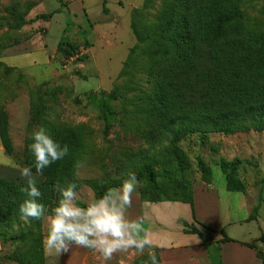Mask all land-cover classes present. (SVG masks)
<instances>
[{"label":"rangeland","instance_id":"obj_1","mask_svg":"<svg viewBox=\"0 0 264 264\" xmlns=\"http://www.w3.org/2000/svg\"><path fill=\"white\" fill-rule=\"evenodd\" d=\"M81 1L84 14L78 16L68 6L74 0H0V111L7 116L12 142V155L0 151V165L24 168V146L37 127L80 126L86 133V148L75 176L84 201L94 198L90 181L119 186L126 174L143 163L157 174L155 182L163 189L160 197L172 196L178 182L189 189L202 181L199 159L210 163L217 174L220 159L238 158L236 177L243 183L253 181L257 188L263 185L264 130L192 133L173 142L169 134L150 135L138 124L140 112L134 100L138 90L150 83L137 66L143 46H137L130 23L132 18L152 20L161 0H108L107 13L102 11V0ZM49 12H53L51 17H39ZM237 16L264 30V0H239ZM62 35L74 42L88 40L84 59L67 61L56 54L54 45ZM103 101L112 112L106 114L108 118ZM137 179L143 185L139 190L146 188L145 176ZM246 200L249 215L254 203ZM261 218L264 222V215ZM20 225L25 229L27 224L21 221ZM248 226L252 231V223ZM45 233L46 220L42 219V240ZM20 245L18 240L3 242L0 264H20L13 259ZM150 252L130 249L114 254L107 264H134L138 256ZM43 264L104 261L90 250L73 246L67 254L44 251Z\"/></svg>","mask_w":264,"mask_h":264},{"label":"trees","instance_id":"obj_2","mask_svg":"<svg viewBox=\"0 0 264 264\" xmlns=\"http://www.w3.org/2000/svg\"><path fill=\"white\" fill-rule=\"evenodd\" d=\"M107 2L102 0L104 13L109 10ZM238 3L239 0H161L160 9L152 20L132 18L130 26L137 46H143L136 58L137 66L147 74V82L150 83L148 88H139L134 100L140 112L138 124L147 134L167 133L173 142H177L192 133L205 136L211 132L232 134L249 129L264 130V30L254 24H245L237 16ZM52 14L42 13L39 17L46 19ZM86 46V38L74 42L62 35L55 52L61 59L67 60ZM134 51L135 48H132L131 52ZM84 58L85 52L77 56L78 60ZM101 106L108 118L106 114L111 115L112 112L105 101ZM47 127L50 135L69 149L64 159L44 169L43 174L35 175L42 193L40 202L50 212L59 196L55 190L58 182H75L78 187L75 170L85 152L86 133L80 126ZM0 141L4 153L12 155L7 116L2 111ZM28 143L30 141L24 146L23 166L32 167L35 174L34 161L27 150ZM238 163V158L230 161L220 159L217 163L225 174L229 190L245 189V183L235 175ZM198 167L203 180L208 181L209 164L199 159ZM20 170L0 165V241L21 242L13 255V259L20 264H43L42 219L28 221L25 229L20 225L18 206L25 198L20 191L25 186ZM131 172L146 178V188H138L142 199L182 200L192 204L191 188L188 189L184 182L172 187V196L160 197L163 189L155 182L157 174L151 170L150 164L143 163ZM90 185L94 189V197L109 188L94 181H90ZM255 212L253 209L251 217ZM197 223L200 228L185 223V230L199 234L212 263L220 264L219 244L233 239L220 230L222 238L212 240L210 247L203 230H214ZM242 243L256 249L261 264H264V250L257 245H264V235ZM150 249L160 260L159 248ZM148 255L138 256L134 264H145Z\"/></svg>","mask_w":264,"mask_h":264},{"label":"clouds","instance_id":"obj_3","mask_svg":"<svg viewBox=\"0 0 264 264\" xmlns=\"http://www.w3.org/2000/svg\"><path fill=\"white\" fill-rule=\"evenodd\" d=\"M27 150L34 161L32 167L20 170L25 186L20 191L25 198L18 206L20 220H46V233L42 245L46 254H67L73 246L98 254L104 264L114 254L135 249L143 253L154 248L143 219L133 220L127 215L132 206L133 193L143 185L133 172H129L119 186L107 188L101 195L84 201L77 192V184L69 182L55 185L58 191L55 206L48 211L40 202L42 193L37 186L36 174L68 155V146L54 139L43 127L35 128L29 137ZM77 167H80L78 162ZM18 231V229H17ZM145 264H160L155 252H150Z\"/></svg>","mask_w":264,"mask_h":264},{"label":"crops","instance_id":"obj_4","mask_svg":"<svg viewBox=\"0 0 264 264\" xmlns=\"http://www.w3.org/2000/svg\"><path fill=\"white\" fill-rule=\"evenodd\" d=\"M82 5L81 0L68 4L69 9L78 16L84 14ZM68 15V12L65 13L63 19ZM0 151L4 152L1 141ZM209 168L210 179L191 187L192 204L182 200L142 199L137 189L133 193L132 206L127 210V215L133 220L145 221L144 227L148 229L154 246L159 248L161 264H213L199 234L185 230V223L200 228L197 221L214 230H203L205 241L210 247L212 240L222 238L220 230H224L233 239L219 244L220 264H261L257 250L242 242L264 235V222L261 218L264 215V184L257 188L253 181L245 182L244 190H229L220 166L217 174ZM247 197L254 203L249 215L245 211ZM253 209L256 212L251 217ZM250 223L252 231L247 228ZM257 245L264 250L262 243ZM2 248L3 243L0 241Z\"/></svg>","mask_w":264,"mask_h":264},{"label":"built area","instance_id":"obj_5","mask_svg":"<svg viewBox=\"0 0 264 264\" xmlns=\"http://www.w3.org/2000/svg\"><path fill=\"white\" fill-rule=\"evenodd\" d=\"M83 52H85V50L81 49L77 54H75V55L71 56L70 58H68L67 61L72 60L74 57H77L78 55L82 54Z\"/></svg>","mask_w":264,"mask_h":264}]
</instances>
